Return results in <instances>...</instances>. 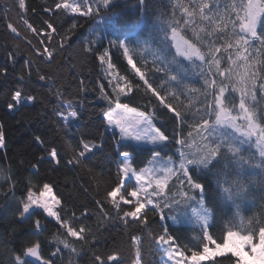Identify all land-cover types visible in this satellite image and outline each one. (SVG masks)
<instances>
[{"label":"snow or ice","instance_id":"snow-or-ice-1","mask_svg":"<svg viewBox=\"0 0 264 264\" xmlns=\"http://www.w3.org/2000/svg\"><path fill=\"white\" fill-rule=\"evenodd\" d=\"M138 3L144 7V0H138ZM196 4L201 9L205 5L211 6L210 0H169L167 10L160 16L159 22L154 21L151 27L146 26L143 16L137 19L135 13H126L125 7H120L116 0H55L54 4L45 6L44 12H51L57 19L72 18L69 28L60 36L65 41L89 20L105 16L107 19L118 17L112 27L115 40H109L107 46L106 37L99 42L92 38L82 41L83 52L93 61L99 62L101 75L107 81L106 86L111 89V92L105 91L106 86L101 83L98 98L105 102L106 107L101 108L99 114L103 127L111 132L113 143L106 145L103 140H82L79 150L69 145L72 155L68 158L37 136L34 140L46 153L39 157L37 163L41 166L47 164L54 171L67 165L87 167L85 158L89 153L99 151L105 155V147L114 149L118 160H113L110 155L105 156L107 162L115 165V179H109L104 200L96 201L102 216L112 217L114 213V218L124 226L134 227L138 233L146 234L151 245L161 254L159 264H202L205 260L212 261V264H242V253L225 251L219 254L234 230L229 224L219 235L214 232L213 208L222 204L227 206L228 202L234 203L241 191L238 177L221 171L222 162L223 168L227 169L229 160L235 164L243 159L238 145L247 141L250 147H254L264 157V84L254 83L248 89L238 76L231 83L223 77L216 78L221 72L232 73L238 68L231 60L227 67L223 66L216 49L234 46L237 42L244 45L245 41L239 36L235 40L229 39L223 46L215 45L212 40L209 52L216 54L208 66L207 74H201L199 85L189 82L187 65L177 54L176 40L177 34L185 35L184 24L192 23L185 12L194 15L195 8L192 5ZM13 7L25 17L27 28L38 32L37 28L28 23L26 14L30 8L26 0H16ZM8 10L5 9L6 12ZM202 19L217 23L214 14L202 15ZM242 19L247 21L248 17L243 16ZM51 20L52 17H46L41 21V26L47 25V29H51L47 36L49 40L53 39L52 32L59 35V30ZM8 27L17 37L20 36L11 23ZM261 28H264V18L257 26L254 37L259 52L253 61L257 73L264 66V32H261ZM145 31L149 39L140 44L139 38ZM121 36L125 39L121 40ZM132 36L136 38L137 46L127 42ZM64 47L63 43L59 45V49ZM33 48L36 49L34 56L41 62H50L54 59V53L59 52L55 43L51 48L45 46L40 49L36 44H33ZM142 51L148 54L143 55ZM124 61L131 68V75ZM26 63L31 67L33 61L28 60ZM218 63L220 67H216ZM117 66L125 69L123 75L113 74ZM7 71V67L0 68V72L6 74ZM37 77L46 83L50 79L40 74L39 69ZM4 78L7 80V75ZM23 79L22 74L18 83ZM121 81L124 82L123 86ZM79 91H86L83 83ZM133 91H142L147 96L146 103L133 106ZM54 95L62 108L56 114L57 118L65 125L69 120L77 119L75 106L78 102L82 105V101L63 98L60 88H56ZM38 101L44 103L38 95L25 94L18 89L12 93L7 107L14 110ZM249 118L251 130L247 124ZM165 121L172 126L170 134L162 130ZM150 145L162 147L156 150L150 148ZM6 147V136L0 126V149ZM132 156H135L136 164L131 162ZM10 171L0 169V179L5 181L0 186V193L6 200L11 199L18 204L15 213L19 220L30 222L31 225V231L24 234L12 250V264H64L66 254L69 258L80 256L74 242L68 237L86 243L91 240L86 234L90 231L85 223L87 216L81 213V217H75V222L68 220L61 199L54 193V186L48 182L38 180L33 184L30 181L24 185L25 191L17 200V180L9 174ZM31 175H40L36 164L32 165ZM107 204L111 207L106 210L104 205ZM49 222L59 226L57 235L51 241H42L40 237L47 233ZM184 223L198 227V231L192 232L195 243L186 242L183 239L184 233L172 227ZM77 224L80 226L77 227ZM60 230H63V238ZM236 234L250 242L245 244L244 251L260 259L261 248H257V245L264 244V223L251 235L245 232ZM29 240L32 243H26ZM132 242L137 245L136 259L139 264L140 248L144 240L141 235H133ZM94 247L93 241L89 250ZM252 249H256V252L253 253ZM45 251L48 255H45ZM92 264H122V261L115 254L97 250L93 252Z\"/></svg>","mask_w":264,"mask_h":264},{"label":"trees","instance_id":"trees-1","mask_svg":"<svg viewBox=\"0 0 264 264\" xmlns=\"http://www.w3.org/2000/svg\"><path fill=\"white\" fill-rule=\"evenodd\" d=\"M259 1L264 7V0ZM15 3L16 0L0 2V68L7 67L8 69L6 74L0 72V126L3 127L7 141V147L0 149V169L5 171L10 169L9 174L16 178L17 200L25 191L24 185L30 181L33 184H36L38 180L48 182L54 186V193L58 194V198L61 199L68 220L75 222V217H81V213L87 216L85 223L90 231L86 234L91 237V240L86 243L68 237L74 242V247L80 252V256L69 258L66 254L64 264H69V259H71V264H92L93 252L97 250L105 254L117 255L122 264H135L137 245L132 242L133 235H141L144 240L140 248L139 264H159L161 254L151 245L146 234L138 233L134 227L124 226L114 218V213L112 217H105L99 213L100 206L96 204V201L104 200L109 179H115V165L107 162L105 156L110 155L113 160H118L114 149L105 147V155L100 154L99 151L95 154L89 153L85 158L87 167L67 165L59 171H54L47 164L41 166L37 163L39 157L46 155L34 140L37 136L42 137L47 145L55 147L61 155L68 158L72 155L69 145L79 150L82 140L97 142L103 140L106 145L113 143L112 136L103 127L102 117L99 114V110L106 107L105 102L98 98L99 85L103 83L106 86L107 81L101 75L99 62L93 61L83 52L82 41L92 38L99 42L101 38L106 37L105 46H107L109 40H115L112 27L118 17L112 16L107 19L105 16L101 19L89 20L78 27L70 39L65 41L60 36L69 28L72 18L57 19L52 16L51 12L45 13L43 10L45 6L54 4L55 0H26L30 8L26 14L28 23L37 28L38 32L27 28L24 23L25 17L14 10ZM116 3L120 7H125L126 13H135L137 19L143 16L147 27H151L154 21L159 22L160 16L169 6V0H144L143 8L138 0H116ZM210 4V7L205 5L203 9L198 4L192 5L195 8V14L189 15L185 12V16L192 23L184 24L185 35L179 34L184 41H188L197 48L204 57L203 62L183 59L187 65L186 75L189 82L199 85L201 74H207L208 66L216 54L209 52L212 40L215 41V45L223 46L229 39L235 40L236 36H239L245 41L244 45L237 42L234 46L216 49L223 66L227 67L231 60L238 65V68H235L232 73L221 72L216 78L223 77L231 83L238 76L248 89H251L254 83L264 84V75H260L264 73V66H261L257 73L253 64L259 56L257 40L254 38L256 35L252 37L244 30L249 21L242 19L243 16L248 17L249 15L248 0H210ZM6 8L9 9L7 12ZM241 9L243 10L240 11ZM238 11H240L239 15H237ZM177 14H179V9H177ZM210 14H214V20L217 23L202 19V15ZM46 17H52L51 22L59 30V35L57 32H52V40L47 39L51 29H47V25L41 26V21ZM262 18L264 15L261 17L260 24ZM229 20L234 23L228 22ZM10 23L17 28L20 33L19 37L9 29ZM261 32H264V28H261ZM124 39L125 37L121 36V40ZM148 39V32L145 31V34L139 38V42L143 44ZM127 42L131 46H137L134 36ZM54 43L58 49L61 43L65 44V47L59 49L58 53H54L53 60L41 62L36 59L34 56L36 49L33 48V44L43 49L45 46L51 48ZM141 54L147 55L148 53L142 51ZM28 60L33 61L31 67L26 63ZM123 63L128 74L131 75V68L126 65V61ZM216 67H220V64L218 63ZM37 69L40 74H45L50 78L47 83L38 79ZM124 71V68L117 66L113 69V74L123 75ZM22 74L24 79L18 83ZM5 75H7V80L4 78ZM208 78L211 77L208 76ZM81 83L86 86L84 92L79 91ZM115 83L113 79V85ZM123 84L124 82L121 81V86ZM56 88H60L63 98H75L77 101H82V105L78 102L75 106L78 118L69 120L66 125L56 115L62 110L54 95ZM18 89L25 94L38 95L44 103L39 101L27 103L23 107L9 110L7 104L11 102L12 93ZM105 91L111 92V89L106 86ZM131 97H134L133 106H142L147 101V96L142 91L140 93L133 91ZM162 130L170 134L171 124L165 121ZM238 146L241 148L243 159L235 164L229 160L227 169L223 168L222 162L221 171L238 177L241 191L234 203L228 202L227 206L222 204L213 208L215 225L213 230L217 235L229 224L234 230L233 233L245 232L251 235L264 223V159L254 147H250L247 141ZM159 147L162 146L150 148L159 150ZM131 162L137 163L135 156H132ZM34 164L40 172L38 177L31 175ZM4 183L5 181L0 179V186ZM17 206L18 204L11 199L6 200L0 193V240H3L0 242V264H12L13 248L24 234L31 231L30 222H21L16 215ZM104 207L107 210L111 205L107 204ZM169 224H171L170 221ZM172 227L184 233L183 239L186 242L195 243L192 240V232L198 231L197 226L184 223ZM58 228V225L54 226V222H49L47 233L40 239L51 241L57 235ZM60 233L63 238V230H60ZM93 241L95 247L90 251ZM26 243L30 244L32 241L29 240ZM45 255H48L47 251ZM215 259H220V257ZM202 264H212V261L206 260Z\"/></svg>","mask_w":264,"mask_h":264},{"label":"rangeland","instance_id":"rangeland-1","mask_svg":"<svg viewBox=\"0 0 264 264\" xmlns=\"http://www.w3.org/2000/svg\"><path fill=\"white\" fill-rule=\"evenodd\" d=\"M248 9H249V15H248L249 21L245 25L244 30L253 37L256 35V29L257 26L260 24L261 17L264 15V7L259 0H248ZM176 44H177V53L184 60L201 61V62L204 61V57L200 53V51L197 48H195L192 44H190L188 41L186 40L184 41L179 34H177ZM247 124H248V128L251 130L252 125L250 122V118ZM107 132L111 134L110 130H107ZM252 143L254 144L255 142L253 141ZM149 147H157V146L150 145ZM262 158L264 159V157ZM130 160H132V157H130ZM247 243L250 242L244 240L240 235L233 233V235L226 240L225 246L223 249H221V253L219 254H222L225 251H230L233 252L234 254L242 253L241 261L244 264H264V244L257 245V248H261V252H260L261 258L256 259L255 255L250 256L248 252L244 251L245 244ZM252 251L253 253H255L256 249H252ZM205 261H203L202 263H204ZM135 264H137V262Z\"/></svg>","mask_w":264,"mask_h":264}]
</instances>
